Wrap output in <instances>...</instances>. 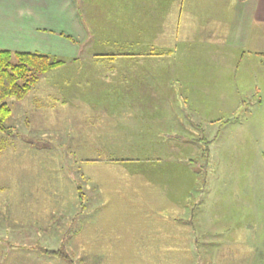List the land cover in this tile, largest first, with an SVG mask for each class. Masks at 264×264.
<instances>
[{
	"label": "rangeland",
	"instance_id": "1",
	"mask_svg": "<svg viewBox=\"0 0 264 264\" xmlns=\"http://www.w3.org/2000/svg\"><path fill=\"white\" fill-rule=\"evenodd\" d=\"M205 5L222 18L216 39L223 43L230 4ZM98 10L109 15L107 5ZM167 11L142 25L146 42L104 26L78 60L42 74L23 99H6L0 264H67L42 248L63 249L75 264H264V92L240 83L238 105L206 111L183 98L180 71L172 106L161 86L143 94L148 104L132 98L129 106L115 104L117 90L104 87L112 65H151L158 85L169 66L182 64L187 21L180 6ZM147 38L173 53L121 54L132 40L149 51ZM197 139L212 141L209 160Z\"/></svg>",
	"mask_w": 264,
	"mask_h": 264
},
{
	"label": "crops",
	"instance_id": "2",
	"mask_svg": "<svg viewBox=\"0 0 264 264\" xmlns=\"http://www.w3.org/2000/svg\"><path fill=\"white\" fill-rule=\"evenodd\" d=\"M208 1L230 4V23L224 32L227 38L223 43L221 39H216L222 18L216 19L215 6L208 13L209 8L205 5ZM175 2L176 0H0V48L38 51L62 58L66 63L78 60L84 43L108 31L104 26H117L118 29L113 30L126 38L129 33L127 25H133L134 32L142 40V25L154 26L160 15L165 14L164 11L168 9V14L171 6L178 5L179 16L182 22L183 18L184 22L187 21L185 27L189 30L182 36L183 46L177 53L182 64L179 67L173 64L169 66V78L165 74V79L158 81V85L154 83L153 75L157 68H151V65H147L150 69H145L144 65H112L114 68L110 71L113 77L105 78L104 87L106 90L107 87L117 90L113 93L115 97H110L114 99L113 102L129 106L134 98L139 99L141 105L148 104L150 100L143 101V94L161 86L160 88L166 89L165 93L162 91L166 99L163 102L172 106L176 103L173 90L176 87L175 78L178 80L175 76L178 71L185 101L204 107L206 111L208 104L218 107L238 105L236 90L240 83L252 88L258 96L259 92H264V0ZM99 5H107L109 15L98 10ZM180 22L178 20L179 28L182 26ZM198 33L202 38L197 37ZM208 38L210 44L206 43ZM135 57L143 58L148 55L136 54ZM213 57H221V60L213 62ZM116 68L118 69L115 70ZM134 71L138 74L131 76ZM156 77L160 79L158 75ZM146 95L152 97L151 92ZM140 121L143 119L140 118ZM123 129L124 126L118 127V130ZM135 129L141 131L144 127L135 125Z\"/></svg>",
	"mask_w": 264,
	"mask_h": 264
},
{
	"label": "trees",
	"instance_id": "3",
	"mask_svg": "<svg viewBox=\"0 0 264 264\" xmlns=\"http://www.w3.org/2000/svg\"><path fill=\"white\" fill-rule=\"evenodd\" d=\"M133 26V25H132ZM127 35L129 34L131 38L133 37L132 31L134 30L131 26H127ZM150 49L147 52L142 50L143 42L139 44L135 43L134 40L130 41L125 48V52L122 55H135V51L138 50V54H147L151 56H163L171 54V49H162L154 45L153 43H148ZM142 41H144L142 39ZM146 42V41H144ZM132 53H129V51ZM114 56V54H109ZM65 61L57 56L45 54L38 51H18L6 48H0V131L7 133L10 131L9 127L6 126L5 121L11 116L12 108L6 101L9 97H15L17 99H23L33 88V86L38 82L40 76L53 68H56ZM201 142V139H197ZM210 140H205L201 142L202 152L204 157L209 160L210 156ZM206 146V148H204ZM4 148V141H0V151ZM77 190L81 193L80 199L83 201L84 194L81 190V186L77 187ZM43 254L58 257L64 260L67 264H75L73 258L69 256L63 249H40Z\"/></svg>",
	"mask_w": 264,
	"mask_h": 264
}]
</instances>
